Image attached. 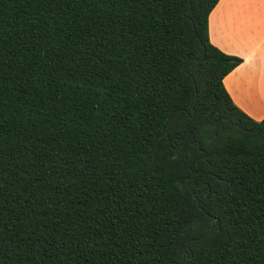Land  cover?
Returning <instances> with one entry per match:
<instances>
[{"label":"trees","instance_id":"obj_1","mask_svg":"<svg viewBox=\"0 0 264 264\" xmlns=\"http://www.w3.org/2000/svg\"><path fill=\"white\" fill-rule=\"evenodd\" d=\"M217 3L0 0V264H264Z\"/></svg>","mask_w":264,"mask_h":264},{"label":"crops","instance_id":"obj_2","mask_svg":"<svg viewBox=\"0 0 264 264\" xmlns=\"http://www.w3.org/2000/svg\"><path fill=\"white\" fill-rule=\"evenodd\" d=\"M210 43L242 60L224 79L234 105L254 121L264 118V0H218L208 16Z\"/></svg>","mask_w":264,"mask_h":264}]
</instances>
